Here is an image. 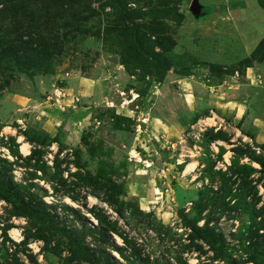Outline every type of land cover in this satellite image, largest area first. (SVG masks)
I'll return each instance as SVG.
<instances>
[{
    "label": "rangeland",
    "instance_id": "rangeland-1",
    "mask_svg": "<svg viewBox=\"0 0 264 264\" xmlns=\"http://www.w3.org/2000/svg\"><path fill=\"white\" fill-rule=\"evenodd\" d=\"M191 1L0 0V264H264V0Z\"/></svg>",
    "mask_w": 264,
    "mask_h": 264
},
{
    "label": "trees",
    "instance_id": "trees-1",
    "mask_svg": "<svg viewBox=\"0 0 264 264\" xmlns=\"http://www.w3.org/2000/svg\"><path fill=\"white\" fill-rule=\"evenodd\" d=\"M124 62H125V60L123 59L122 63H124ZM0 189L2 191L7 192L8 194H10V192L8 190H5V188L0 187ZM194 230H195V232H197L199 234V236L204 237V239L206 240V242L209 243V245H211L212 248H214L215 236H214V234L210 230H207V229L206 230H203V229L198 228V227H194ZM77 249H76L77 252L78 251H80V252L84 251L83 248L81 246H79V245H77ZM110 264H113V263L110 262Z\"/></svg>",
    "mask_w": 264,
    "mask_h": 264
},
{
    "label": "water",
    "instance_id": "water-1",
    "mask_svg": "<svg viewBox=\"0 0 264 264\" xmlns=\"http://www.w3.org/2000/svg\"><path fill=\"white\" fill-rule=\"evenodd\" d=\"M189 9L192 12V14H194V16H199L200 11H201V6L199 4V1L198 0H192L190 3Z\"/></svg>",
    "mask_w": 264,
    "mask_h": 264
},
{
    "label": "crops",
    "instance_id": "crops-1",
    "mask_svg": "<svg viewBox=\"0 0 264 264\" xmlns=\"http://www.w3.org/2000/svg\"><path fill=\"white\" fill-rule=\"evenodd\" d=\"M118 68V67H117ZM116 64H113V66L112 67H109L107 70H108V76H109V78H111V79H113L114 78V75H119L120 76V73H117L116 72ZM115 77H117V76H115ZM84 82L82 81H80V82H78V86L80 87V86H83L84 84H83ZM187 96H189V95H187Z\"/></svg>",
    "mask_w": 264,
    "mask_h": 264
},
{
    "label": "built area",
    "instance_id": "built-area-1",
    "mask_svg": "<svg viewBox=\"0 0 264 264\" xmlns=\"http://www.w3.org/2000/svg\"><path fill=\"white\" fill-rule=\"evenodd\" d=\"M54 95L56 96L57 101H59V100L62 98V94H61V92L59 91V89H56V90H55Z\"/></svg>",
    "mask_w": 264,
    "mask_h": 264
},
{
    "label": "bare ground",
    "instance_id": "bare-ground-1",
    "mask_svg": "<svg viewBox=\"0 0 264 264\" xmlns=\"http://www.w3.org/2000/svg\"><path fill=\"white\" fill-rule=\"evenodd\" d=\"M210 120H211V119H210ZM208 121H209V119H208ZM21 150H22L23 152H26V151H27V147H26V145H23V146L21 147ZM26 154H27V153H26ZM12 234L15 235V231H13Z\"/></svg>",
    "mask_w": 264,
    "mask_h": 264
}]
</instances>
